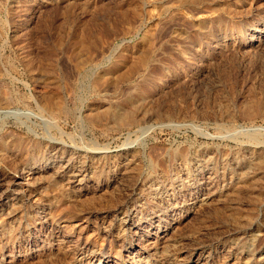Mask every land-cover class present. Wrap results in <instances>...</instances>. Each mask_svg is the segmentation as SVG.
I'll use <instances>...</instances> for the list:
<instances>
[{
	"label": "rangeland",
	"instance_id": "obj_1",
	"mask_svg": "<svg viewBox=\"0 0 264 264\" xmlns=\"http://www.w3.org/2000/svg\"><path fill=\"white\" fill-rule=\"evenodd\" d=\"M0 29V264H264V0H0Z\"/></svg>",
	"mask_w": 264,
	"mask_h": 264
},
{
	"label": "bare ground",
	"instance_id": "obj_2",
	"mask_svg": "<svg viewBox=\"0 0 264 264\" xmlns=\"http://www.w3.org/2000/svg\"><path fill=\"white\" fill-rule=\"evenodd\" d=\"M1 30V29H0ZM78 42V41H77ZM78 47L79 48H82L83 50L85 49L86 51H88V46L81 40V41H79L78 43ZM88 47V48H87ZM90 52V51H89ZM86 53V52H85ZM24 60V59H23ZM80 60V59H79ZM79 60H77V62H79ZM1 62V61H0ZM25 62V61H24ZM28 62V63H27ZM30 62L27 60L26 62H25V64H29ZM86 63H92V59L90 58V57H88L87 59H85V60H82L81 61V63H79L80 65H85ZM29 65H31V64H29ZM52 65V64H51ZM28 66V65H27ZM37 67V66H36ZM30 69V68H29ZM33 70V69H32ZM34 71V70H33ZM37 74V73H36ZM41 74H43V71L41 72ZM48 74H49V72H48ZM44 75V74H43ZM52 75V74H51ZM45 77V76H44ZM49 77V76H48ZM106 78H109V74H104V75H102V76H99L98 77V79H97V82L98 81H100V80H106ZM50 79V78H49ZM39 80V79H38ZM37 80V81H38ZM107 81V80H106ZM50 82V81H49ZM97 84V83H96ZM39 100V99H38ZM50 101V100H49ZM48 101V102H49ZM51 102V101H50ZM41 103V102H40ZM52 104V103H51ZM47 106H48V104H47ZM52 106H49L48 108L53 112L56 108L55 107H52ZM47 108V107H46ZM38 109V108H37ZM57 110V109H56ZM51 112V113H52ZM53 114V113H52ZM45 115V114H44ZM43 119V118H42ZM254 135V134H253ZM252 136V135H251ZM258 135H256V137H257ZM253 137V136H252ZM254 139V138H253ZM256 139V138H255ZM93 151V150H92ZM95 151H99V150H95ZM100 152V151H99ZM69 165V164H68ZM75 169V168H74ZM67 173H68V171H67ZM72 173V172H71ZM78 173V172H77ZM31 174V172L28 174V176L26 175V176H22L21 178H20V180H19V184H18V186H19V192L21 191V190H23V189H25V187L26 186H30L31 185V180H30V175ZM71 176H76V175H74V174H72ZM17 190V189H16ZM16 193V192H15ZM17 194V193H16Z\"/></svg>",
	"mask_w": 264,
	"mask_h": 264
}]
</instances>
